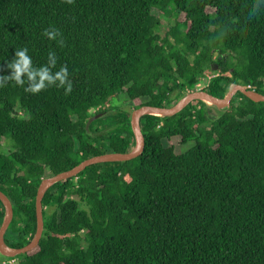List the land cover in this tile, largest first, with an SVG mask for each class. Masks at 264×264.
Instances as JSON below:
<instances>
[{"label":"trees","instance_id":"trees-1","mask_svg":"<svg viewBox=\"0 0 264 264\" xmlns=\"http://www.w3.org/2000/svg\"><path fill=\"white\" fill-rule=\"evenodd\" d=\"M255 2L0 0V76L27 47L34 67L55 53L52 71L66 66L72 82L71 93L33 94L27 82L0 80V140L12 148L0 150V189L15 210L6 244L34 240L43 179L136 148V109L172 107L211 72L204 90L216 97L233 83L264 95V4L249 15ZM154 9L176 18L165 23ZM117 99L125 105L111 108ZM141 124L139 157L91 165L46 191L43 238L14 264H264V101L237 92L217 117L197 100ZM5 217L0 199V229ZM11 259L0 254V264Z\"/></svg>","mask_w":264,"mask_h":264},{"label":"water","instance_id":"water-1","mask_svg":"<svg viewBox=\"0 0 264 264\" xmlns=\"http://www.w3.org/2000/svg\"><path fill=\"white\" fill-rule=\"evenodd\" d=\"M237 92H242L247 97H249L250 99L256 102L264 101L263 94H260L254 90H250L241 84L233 83L230 86V89L227 92L226 96L223 98L216 97L212 95L211 93H209L207 90L199 89V90H195L187 94V96L184 99H182L178 104L172 107L144 105L143 107L136 109L132 113V116H131L132 126L136 133V137L138 141V144L135 149L128 151V152H124V153L112 152V153H106L104 155L94 156V157H91L83 161L81 164H79L78 166L74 167L73 169L69 171H65L60 174L54 175L52 177L43 179L42 183L39 186L37 199H36L37 218H38L37 234L34 240L25 247L14 249V248L9 247L6 244L5 237L8 232V229L11 226L12 221L14 220L15 210H14L13 202L10 199V197L0 189V199L4 203L5 208H6V217L0 229V254L8 258H15L18 255L30 252L39 246L43 238L44 230H45V216H44L43 200H44L46 191L53 184L59 181L73 178L77 176L78 174H80L81 172H83L85 169H87V167L94 165V164L110 162V161H128V160H132V159L139 157L144 152L145 145H146L145 136H144L142 124H141V120L145 115L158 113V115L160 116H174L180 113L181 111H183L192 102L197 101V100H204L205 98L212 100L216 106H226L227 109H230L232 107V100L237 94ZM101 115L102 114L95 115L94 117H92L87 123V128L89 129L90 124L94 120L99 118Z\"/></svg>","mask_w":264,"mask_h":264},{"label":"clouds","instance_id":"clouds-1","mask_svg":"<svg viewBox=\"0 0 264 264\" xmlns=\"http://www.w3.org/2000/svg\"><path fill=\"white\" fill-rule=\"evenodd\" d=\"M67 2L72 3V0H67ZM261 4H264V0H256L253 8L249 12V15H253L259 11L261 9ZM44 35L50 40H56L60 33L57 29H46ZM58 43L62 44L63 42L58 41ZM48 61L49 63L45 66L34 67L28 48L24 47L16 49L15 58L7 65V67L11 70V74L7 76H0V80H11L21 86L27 82L28 87L25 90L33 94L39 93L41 90H44L52 85L64 87L66 94L71 93L72 82L69 79L67 67L62 66L59 71H52V68H54L57 63L55 53L53 52H49Z\"/></svg>","mask_w":264,"mask_h":264},{"label":"rangeland","instance_id":"rangeland-1","mask_svg":"<svg viewBox=\"0 0 264 264\" xmlns=\"http://www.w3.org/2000/svg\"><path fill=\"white\" fill-rule=\"evenodd\" d=\"M209 10H213V9H209ZM154 14L156 15H159V16H162V18L164 19V22L165 23H172L174 21V19L176 18V16L173 14V13H168V14H163L161 13V11L159 9H154ZM180 18H184V15L183 14H180ZM169 28V25H166L164 26V31H166L167 29ZM216 71V70H214ZM215 76V74L213 72L207 74L202 80H201V85L200 87L204 89V87L206 88L207 85L210 83L211 79ZM192 91H190L191 93ZM125 101L124 99H120V100H115L113 101V103L110 105L111 108L112 107H116V106H120V105H125ZM209 107H210V112L211 114H213L214 116H218L221 112L227 110V107L226 106H216L215 104H208ZM115 114V111H110V112H107L106 114H102V116H105V115H114ZM167 143V142H166ZM11 148V145L9 142L7 141H4V140H0V150L2 151H5V152H8ZM13 260V259H12ZM15 260V259H14ZM8 261V260H7Z\"/></svg>","mask_w":264,"mask_h":264},{"label":"built area","instance_id":"built-area-1","mask_svg":"<svg viewBox=\"0 0 264 264\" xmlns=\"http://www.w3.org/2000/svg\"><path fill=\"white\" fill-rule=\"evenodd\" d=\"M200 85H201V84H198V85H197L198 90H199V89H203V88L200 87ZM247 88L250 89V90H254L251 84H249ZM15 262H16V259L14 260V258H13V260H12V259H11V260H8V261L5 260L3 263H4V264H7V263H8V264H14Z\"/></svg>","mask_w":264,"mask_h":264},{"label":"bare ground","instance_id":"bare-ground-1","mask_svg":"<svg viewBox=\"0 0 264 264\" xmlns=\"http://www.w3.org/2000/svg\"><path fill=\"white\" fill-rule=\"evenodd\" d=\"M203 101H205L207 104H210V105H212V104H214V102L212 101V100H210V99H204ZM155 115H158V113H154Z\"/></svg>","mask_w":264,"mask_h":264}]
</instances>
